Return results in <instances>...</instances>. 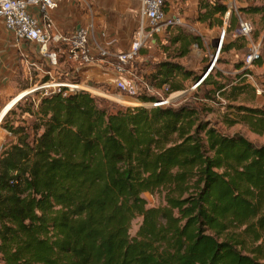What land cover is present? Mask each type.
Returning <instances> with one entry per match:
<instances>
[{"label": "trees", "instance_id": "16d2710c", "mask_svg": "<svg viewBox=\"0 0 264 264\" xmlns=\"http://www.w3.org/2000/svg\"><path fill=\"white\" fill-rule=\"evenodd\" d=\"M228 10L227 0H199L195 19L223 27ZM242 10L264 14L262 5ZM239 23L230 13L227 32ZM171 40L182 55L202 43L182 31ZM237 41L248 47L238 36L224 50ZM236 68L239 83L206 78L210 93L236 99L244 92L252 70L245 61ZM198 77L166 59L144 82L167 85L168 96L184 89L183 79ZM235 108L264 133L263 108ZM20 109L2 121L12 136L0 152L3 264H264V143L222 133L186 103L108 107L77 90ZM147 191L163 194L164 203L148 206Z\"/></svg>", "mask_w": 264, "mask_h": 264}, {"label": "rangeland", "instance_id": "374dc122", "mask_svg": "<svg viewBox=\"0 0 264 264\" xmlns=\"http://www.w3.org/2000/svg\"><path fill=\"white\" fill-rule=\"evenodd\" d=\"M229 11L236 13L240 20L249 21L253 25V32L249 40L248 47L237 41L236 48L225 51V46L230 41L236 39L232 36V32H227L228 21L224 27L209 26L207 23L197 21L195 18L183 17L188 24L187 26H175L167 29L161 36L156 37V42H149L147 47L142 48L139 56L134 62V70L138 75V80L143 81L150 75L155 64L161 60H174L182 63L187 69L199 75L197 79L188 78L183 79V88L179 91L173 92L176 94V99L170 105L178 106L181 104H193L199 109V116L201 119L211 122L222 133L233 135L236 133L243 134L255 144L260 145L264 143V133H256L248 126L242 119L243 114H239L235 106L244 105L249 107H257L264 109V14L253 13L247 10H242L244 7L264 6V0H227ZM177 5V4H176ZM178 6V5H177ZM226 19V16L224 20ZM238 22V18L236 20ZM236 22L235 26L238 24ZM225 28V31H224ZM182 31L184 33L199 35L202 38V43H193L189 46L188 53L182 55L183 46L180 42L173 43L172 37ZM133 36V35H132ZM253 44L258 45L259 53L262 56L260 64L251 65L247 63L248 55L252 52ZM44 68L46 71H55L54 75L58 78L62 77L65 80L79 83L85 86L87 91L103 100V103L108 106H141L138 103H145L139 99V95L147 91L141 87L137 95H129L120 91L115 85L113 79L115 74H110L105 70L95 69L87 73L91 74V80L85 79L79 72V68L84 65L74 63L68 58L59 57L58 62L55 64L51 62L48 57H44ZM245 61L246 67L252 70L251 74H247L245 79L249 83L246 90L239 95L236 99L216 94L212 84H205L206 78L210 76L217 77L218 79H228L234 83H239V71L236 67L237 64ZM28 80L21 81L20 87L14 89L12 93L17 98L14 100L15 104L12 109L20 113L21 109L27 102L38 101V92L24 98L27 90L32 89L50 76L46 73H39L31 63H28ZM73 69V70H72ZM72 70V71H71ZM222 72L224 76H218ZM198 85L193 89V86ZM256 87V91L254 88ZM21 88H25L21 91ZM261 89V93L257 91ZM211 94V95H209ZM13 97H10L13 98ZM23 98V99H22ZM22 99V100H21ZM28 100V101H26ZM124 100V101H123ZM9 102V101H8ZM17 105L19 106L17 108ZM25 118L31 120L27 114ZM3 121V120H2ZM0 123V146L6 138L11 139L9 134H5V128ZM8 131V130H7ZM1 152V148H0ZM143 196L147 199L148 206H158L164 203L163 194L160 192H145ZM141 218H136L132 223L131 233L135 234ZM0 264H3L0 259Z\"/></svg>", "mask_w": 264, "mask_h": 264}, {"label": "built area", "instance_id": "2783aa9c", "mask_svg": "<svg viewBox=\"0 0 264 264\" xmlns=\"http://www.w3.org/2000/svg\"><path fill=\"white\" fill-rule=\"evenodd\" d=\"M62 1L0 0V19H2L4 26L16 41L28 40L36 43L40 54L48 57L55 64L58 62V56L65 55L68 60L74 63L100 65L114 72L113 81L123 93L137 95L142 87L148 94L157 97L156 100L138 103L141 106H169L174 102L177 95L170 93L166 96V92L169 90L167 85L157 88L147 82L140 81L136 70H134L135 60L142 48L147 47L149 42H155L156 37L162 36L169 28L188 25L183 17L168 13L165 0H137L140 23L133 33L129 47L121 51H114L99 41L93 22L80 25L70 33L60 31L56 27L51 11L56 9ZM33 11H36L38 15H35ZM225 16L224 25H226L230 16L229 10ZM252 32V23L240 20L239 26L232 32V36H245L250 39ZM259 56V47L253 44L247 63L251 64ZM31 64L37 70H41L50 76L44 82L27 90L30 93L29 95L35 92L39 93L38 101H35L36 105L43 96L57 92L68 95L86 88L82 84L56 77L54 75L55 71H46L38 67L36 63ZM197 85L198 83L193 86V89ZM257 91L259 94L261 93V89H257Z\"/></svg>", "mask_w": 264, "mask_h": 264}, {"label": "crops", "instance_id": "0c3cea01", "mask_svg": "<svg viewBox=\"0 0 264 264\" xmlns=\"http://www.w3.org/2000/svg\"><path fill=\"white\" fill-rule=\"evenodd\" d=\"M165 1L169 14L187 18H196L198 14L199 0ZM33 13L38 15L36 11ZM51 15L56 27L64 33H70L80 25L93 22L99 41L114 51L126 50L129 47L132 35L140 23L137 0H63L56 9L51 11ZM157 37L161 38V36ZM45 60L36 43L28 40L16 41L0 19V123L19 102L15 103L17 98L12 91L20 87L21 81L28 80V63H36L38 67L45 69L43 65ZM97 68L114 74L111 69L100 65H84L79 68V72L87 81L92 79L91 74L87 73L89 69ZM37 71L44 73L41 70ZM23 89L25 88H21V91ZM10 97L13 98L10 99ZM5 134L11 136L7 130ZM9 140L6 138L0 148L2 149L4 143Z\"/></svg>", "mask_w": 264, "mask_h": 264}, {"label": "water", "instance_id": "95a60500", "mask_svg": "<svg viewBox=\"0 0 264 264\" xmlns=\"http://www.w3.org/2000/svg\"><path fill=\"white\" fill-rule=\"evenodd\" d=\"M29 94H30L29 92H28V93H26V95H24V97H27V96H29ZM8 110H9V109H8ZM8 110L6 111V113L8 112ZM6 113H5V114H6Z\"/></svg>", "mask_w": 264, "mask_h": 264}, {"label": "bare ground", "instance_id": "6f19581e", "mask_svg": "<svg viewBox=\"0 0 264 264\" xmlns=\"http://www.w3.org/2000/svg\"><path fill=\"white\" fill-rule=\"evenodd\" d=\"M124 101V100H123Z\"/></svg>", "mask_w": 264, "mask_h": 264}]
</instances>
